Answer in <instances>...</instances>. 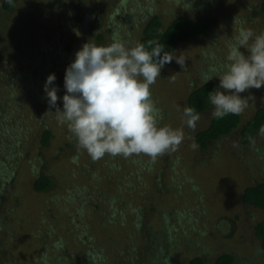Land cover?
<instances>
[{
    "label": "rangeland",
    "instance_id": "obj_1",
    "mask_svg": "<svg viewBox=\"0 0 264 264\" xmlns=\"http://www.w3.org/2000/svg\"><path fill=\"white\" fill-rule=\"evenodd\" d=\"M1 1L0 61L9 63V67L4 64L0 69L7 75L10 70L18 72L15 68L31 74L18 72L0 86V100L3 104L9 101L5 110L0 109V187L14 168L17 175L14 196L4 202L10 224L6 232L11 227L13 235L0 237V264H29L41 251V241L28 235L33 230L39 235V228L53 221L60 222L76 240L81 238L77 250L97 264L98 254H105L106 249L96 246V228H100L96 223L103 222L102 226L108 228L114 217L129 225L139 211L148 217V209L151 213L158 210L155 214L159 217L147 221L153 226L152 236L158 237L153 238L155 243L176 250L172 244L178 240L186 249L185 257L174 250L175 264H187L193 257L214 264L225 253L235 258L234 264H264L261 241L255 236V227L264 224V210L244 205L240 199L246 188L264 181V131L257 132L245 145L236 130L201 150L193 136L209 126L213 109L200 116L194 129L186 125L183 117L188 94L202 84L204 73L218 69L224 62L238 30L243 27L257 34L264 32V0H74L72 4L69 0H18L10 12L1 9ZM189 2L190 7L186 4ZM85 11L97 15V24L102 25L100 32L112 35L110 41L115 36L129 46L139 41L145 22L154 15H160L165 26L178 16L217 20L208 35L177 50L186 57L187 67L183 70L175 61L166 64L161 78L151 86L152 99L163 117L160 124L184 132L176 151L166 152L154 162L144 154L127 158L106 154L93 160L84 149L75 148L54 160L60 157L59 148L71 131L67 124L64 127L58 122L55 109L40 107L39 94L44 92L42 81L53 68L63 67L65 71L84 43H95V32L86 34L77 25L76 20L85 16ZM64 46L69 49L63 54ZM47 63L51 68H46ZM210 81L219 83L218 78ZM16 94L24 99L18 100ZM58 94L62 97L65 90ZM240 95L252 97L249 107L241 113L242 122H246L264 106V86ZM19 101L23 102L22 108ZM57 106L62 109V100L58 99ZM38 108L40 115H36ZM40 119L56 127L50 144L40 151L46 171L58 179L53 193L42 195L32 188L39 148L36 136L42 132ZM119 164L122 169H118ZM157 176H161L163 194L157 191ZM86 212L89 219L83 215ZM158 227L162 230L158 231ZM90 232L92 236L86 241ZM113 243L115 248H121L116 241ZM162 255L164 258L163 252L156 254L152 264H167L166 260L159 262ZM117 264L141 263L119 258Z\"/></svg>",
    "mask_w": 264,
    "mask_h": 264
},
{
    "label": "clouds",
    "instance_id": "obj_2",
    "mask_svg": "<svg viewBox=\"0 0 264 264\" xmlns=\"http://www.w3.org/2000/svg\"><path fill=\"white\" fill-rule=\"evenodd\" d=\"M186 4L190 7V2ZM173 61L183 70L187 67L185 56L166 51L159 42L149 50L139 42L129 46L115 36L107 46L87 41L65 68V94L58 97L54 73L46 77L43 90L58 122L67 124L74 135L78 150L84 149L93 160L106 154L125 158L144 154L154 161L176 151L184 139L182 129L160 124L162 113L151 93L161 70ZM213 78L219 84L208 93L212 116L244 112L252 97L240 94L264 86V32L240 28L220 67L203 74V85ZM183 117L193 129L200 119L193 107H184Z\"/></svg>",
    "mask_w": 264,
    "mask_h": 264
},
{
    "label": "trees",
    "instance_id": "obj_3",
    "mask_svg": "<svg viewBox=\"0 0 264 264\" xmlns=\"http://www.w3.org/2000/svg\"><path fill=\"white\" fill-rule=\"evenodd\" d=\"M65 1V0H64ZM18 0H2L1 1V9L5 12H10L15 8L16 3ZM69 2L72 4L74 0H69ZM66 3V2H65ZM63 4V3H62ZM78 8V7H77ZM79 10L82 9L80 6L78 8ZM261 10L264 13V1L261 5ZM85 16L79 19L81 22L77 19V25L80 29V31L84 33L92 32L94 31L95 36V44L101 45V46H107L112 41L109 39H112V35L109 34H103L100 31L102 30V25L97 24L96 16L91 12H84ZM74 19L70 20L71 23H73ZM217 20L215 18H209L206 16L198 17L196 19H191L187 16H178L174 18L168 25H164V23L161 20L160 15H154L150 17L143 27V32L141 34V37L139 39V43H142L145 45L146 48H149L151 46H154V42H159L160 44L165 46V50L172 52L173 50H178L182 46L192 43L200 39L201 37L208 35L209 32L212 30L213 24ZM32 25L33 23L30 22ZM97 28V30H95ZM92 34V33H90ZM57 37V35H56ZM8 47V45H7ZM65 50L64 52L69 49V46H64ZM5 48V47H4ZM7 65L6 62L0 61V68L2 65ZM9 65V63H8ZM7 65V66H8ZM9 67V66H8ZM18 67V66H14ZM24 68V66H23ZM46 68H51V65L49 63L46 64ZM18 72H21L22 75H30L31 73H26L24 70H20L19 68H15ZM18 72L11 71L9 75L6 74V70L0 69V86L3 80H10L13 79ZM14 75H13V74ZM50 73H54L56 76L55 85L58 88V91L65 90L63 86H60L61 83H64V73L63 67L61 70H55L53 68V71H50L47 76ZM45 80L42 81L44 84ZM38 84V82H37ZM217 81H208L206 84L199 85L198 87L194 88L187 96L186 101V107H193L196 109V111L201 116L203 113H207L210 110L213 109V106L210 104L208 100V93L212 91L214 88L218 86ZM62 87V88H61ZM57 91V95L59 96ZM14 94V93H13ZM12 94V95H13ZM1 97L3 96L0 92ZM18 97V100H23L24 97L19 96L18 94L15 95ZM40 100L42 102L39 103L40 107L43 106V108H50L47 103V98L45 96V93H41ZM4 102V101H3ZM3 102L0 100V109L6 108V105L9 104V101ZM21 104L23 102L19 101ZM40 110V108H38ZM41 110L36 115H40ZM168 116V115H167ZM42 117V115H41ZM57 121V120H56ZM162 125V124H161ZM66 124H64V127ZM39 127L42 129V132L39 134V136H36L39 143L38 148V154H37V160L36 163L33 165V172L35 173V179L32 183V188L34 193H38L40 195L47 194V193H53V190L55 189V186L58 183V179L56 176H53L52 174H49L46 171V163L42 160L43 156L40 151V149L46 148L51 140L53 139L55 132V126L53 124V127L47 124H44L43 121L39 120ZM264 129V106L257 109L249 120L246 122H242L241 114L233 115L229 114L224 116L223 118H212L210 119L209 126L197 132L193 136L194 143L199 146L201 150H205L210 143L217 142L221 140L222 138L228 136L229 134L233 133L236 130H239V135L243 139V142L245 145L249 144V141L256 136V133ZM68 140L62 147L59 148V156L60 157H54V160L57 158L63 157L68 151H72L75 148H77V144L75 141V137L72 133H69L67 136ZM62 152H64V155L61 156ZM58 160V159H57ZM155 162V161H154ZM123 166H126L125 163L121 162ZM118 169H122L120 167V164L117 165ZM78 173H81L80 171ZM160 175L162 176L163 170L161 169ZM161 176L156 177V187L158 188V193L163 194L164 190L162 189V183H161ZM16 170H12L10 172L9 177L6 178V183L0 187V237H4L8 234L11 235L12 229L9 227L8 232L7 228L10 225L9 222L6 220V213L5 207L7 199L14 196V188L16 185ZM5 180V179H4ZM135 180V179H134ZM96 181L100 183L99 177L96 178ZM119 189H123L121 186L118 187ZM155 189V188H154ZM241 203L244 205H251L257 209L264 210V181L259 182L253 186H250L246 188L242 195H241ZM112 200V199H111ZM115 201H117L115 199ZM58 202V201H57ZM176 205V203L174 204ZM122 208V206H119ZM157 208L156 206H153ZM176 207V206H175ZM87 209L93 210V207H88ZM139 209V208H137ZM156 210V209H155ZM94 211V210H93ZM147 216L144 215L143 211H139L140 214L137 216L136 220L131 224H123L124 222L122 220H119V218H112L110 220L111 225L108 228H105L102 226L101 223L99 225L96 223L99 229L96 228V232L98 233L99 237H96V246H98L100 249H106L105 254H101L97 256V259H100V262L97 264H117V261L119 258L122 259H131L135 263H141V264H147L146 260H148L151 264L154 263L153 260L157 259L156 254H160V252H163L165 255L164 258L163 255L160 256V261L166 260L167 264H175L173 258H174V250L171 249H164L158 244L155 243L156 239L158 237L152 236L151 229L153 226L150 225L149 219L150 217H159V215H156L155 213L158 211L150 212V209L147 210ZM151 213V214H150ZM87 219L90 218V215L88 213L83 214ZM145 217H144V216ZM153 215V216H152ZM167 217H164V222H167ZM163 222V223H164ZM19 227L21 226L18 224ZM121 225V227H120ZM64 226H60V222L53 221L50 222L48 225L44 227L39 228V235L36 234V232L31 231L30 235H28L29 238L31 237H37L40 238L41 244H38L41 251L37 253L34 258L31 259V262L29 264H92L87 257V254H84L83 252H79L77 250V247L79 246L78 242H82L81 238H78L76 240L72 235L64 229ZM127 228V233L124 232ZM111 229V230H110ZM158 231H161L162 228L158 227L156 228ZM110 230V231H109ZM13 235V234H12ZM11 235V238H12ZM92 236V232H90L89 235L86 236V241L90 239ZM255 236L257 239L261 241V248L264 251V224L260 223L255 227ZM121 238V239H120ZM100 239V240H99ZM108 239V240H107ZM13 240V239H12ZM120 240L122 243H120ZM3 241V239H2ZM108 241L112 242L109 243ZM116 241V243L121 248H115V244L113 243ZM38 243V242H37ZM75 247V248H73ZM172 247H176V250L178 253L182 254L183 257H185L186 249L184 246L177 240L174 241L172 244ZM56 250H59L58 252H55ZM108 251H110V254H107ZM167 251L168 253H165ZM158 258V259H159ZM117 259V261H116ZM235 258L225 253L221 256H219L214 264H234ZM25 264H28L27 262ZM187 264H206L205 260L201 257H193L191 258Z\"/></svg>",
    "mask_w": 264,
    "mask_h": 264
}]
</instances>
